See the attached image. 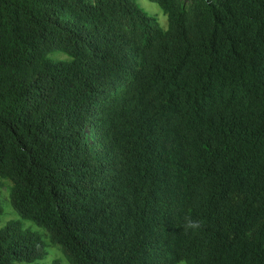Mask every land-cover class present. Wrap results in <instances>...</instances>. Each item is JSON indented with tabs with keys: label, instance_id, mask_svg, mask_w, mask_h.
Wrapping results in <instances>:
<instances>
[{
	"label": "trees",
	"instance_id": "16d2710c",
	"mask_svg": "<svg viewBox=\"0 0 264 264\" xmlns=\"http://www.w3.org/2000/svg\"><path fill=\"white\" fill-rule=\"evenodd\" d=\"M150 1L0 0V264H264V0Z\"/></svg>",
	"mask_w": 264,
	"mask_h": 264
},
{
	"label": "rangeland",
	"instance_id": "374dc122",
	"mask_svg": "<svg viewBox=\"0 0 264 264\" xmlns=\"http://www.w3.org/2000/svg\"><path fill=\"white\" fill-rule=\"evenodd\" d=\"M140 6L147 11L151 16L155 17L157 21L163 28H167L168 21L166 14L162 11V9L158 6V4L151 2L150 0H138ZM55 59H65L66 55L62 53H54L51 55ZM10 186L11 182L8 180H3V185H0V205L3 208V213L0 218V228L5 226V224L14 219H20L19 215L12 207L10 201ZM23 224L26 228H31L32 230L38 231L42 234L47 243V254L43 260L40 262L43 264H52L56 262L57 264H71L68 259L64 256L62 249L59 245H56L51 242L48 233L44 230L36 226L34 223L30 221H23ZM185 264V263H180Z\"/></svg>",
	"mask_w": 264,
	"mask_h": 264
}]
</instances>
